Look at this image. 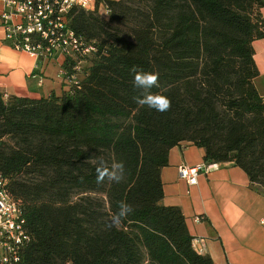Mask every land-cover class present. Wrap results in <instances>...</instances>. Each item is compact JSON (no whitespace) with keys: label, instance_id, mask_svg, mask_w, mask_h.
<instances>
[{"label":"trees","instance_id":"obj_1","mask_svg":"<svg viewBox=\"0 0 264 264\" xmlns=\"http://www.w3.org/2000/svg\"><path fill=\"white\" fill-rule=\"evenodd\" d=\"M72 7L68 26L95 46L78 86L30 99L0 92V173L21 203L23 264H214L192 247L177 206L161 204L169 150L232 163L264 191V99L252 42L264 0H104ZM70 71L71 62L63 65ZM133 67L159 76L160 113L135 100ZM123 162L97 183L98 158ZM120 202L134 211L108 227Z\"/></svg>","mask_w":264,"mask_h":264},{"label":"crops","instance_id":"obj_2","mask_svg":"<svg viewBox=\"0 0 264 264\" xmlns=\"http://www.w3.org/2000/svg\"><path fill=\"white\" fill-rule=\"evenodd\" d=\"M0 0V14L3 9ZM98 13L106 19L104 0ZM264 19V7L259 8ZM0 32V92L30 99L60 96L70 85L61 70L65 58L32 57L12 49ZM258 69L254 85L264 99V37L252 42ZM204 162V150L190 143L173 146L167 165L160 170L163 188L161 204L177 206L192 237V247L208 255L214 264H264V191L254 186L240 167L232 163H212L207 173H199L189 184L179 174L180 166ZM201 240V241H200Z\"/></svg>","mask_w":264,"mask_h":264},{"label":"built area","instance_id":"obj_3","mask_svg":"<svg viewBox=\"0 0 264 264\" xmlns=\"http://www.w3.org/2000/svg\"><path fill=\"white\" fill-rule=\"evenodd\" d=\"M95 6L96 0H4L0 14L2 40L32 57L49 59L60 53L65 62H71L70 71L62 68L63 77L69 85L78 86L95 46L68 26L69 12L72 7L93 11ZM105 11L108 16L106 5ZM213 166L205 162L184 165L179 174L193 184L199 173H207ZM29 241L21 203L11 195L8 179L0 173V264H23L21 253Z\"/></svg>","mask_w":264,"mask_h":264},{"label":"clouds","instance_id":"obj_4","mask_svg":"<svg viewBox=\"0 0 264 264\" xmlns=\"http://www.w3.org/2000/svg\"><path fill=\"white\" fill-rule=\"evenodd\" d=\"M132 72L133 86L140 90V94L135 97L140 106H147L157 112L163 113L171 108V100L167 96L151 91L159 87V76L156 72H148L133 67ZM97 183L102 184L105 180L114 183H120L125 178V167L123 162L113 161L109 166L103 157L98 158ZM134 211L133 207L126 203L120 202L118 212L111 216L108 227H119L122 222Z\"/></svg>","mask_w":264,"mask_h":264}]
</instances>
